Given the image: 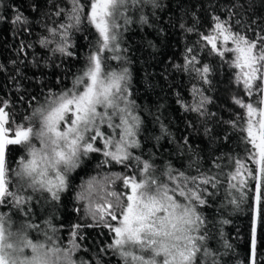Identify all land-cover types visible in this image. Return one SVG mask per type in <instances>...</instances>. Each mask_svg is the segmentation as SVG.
<instances>
[{
	"label": "snow or ice",
	"instance_id": "snow-or-ice-1",
	"mask_svg": "<svg viewBox=\"0 0 264 264\" xmlns=\"http://www.w3.org/2000/svg\"><path fill=\"white\" fill-rule=\"evenodd\" d=\"M149 5L159 7L158 0H61L53 13L60 21H54L38 42L53 55L74 59V34L85 31L82 26L87 24L88 36H94V40L89 41L84 67L74 75L71 87L49 89L44 102L29 116L17 118L12 112L13 103L0 98V206L14 207L30 217L27 205L32 196L23 195L27 188L47 193L58 205L62 194L72 189L73 173L82 169L92 154L104 157L97 167L118 164L123 169L93 176L80 185L75 198L81 202L83 218H90V222L72 226L68 246L60 242L51 220L44 229L35 222L14 228L12 217L0 213V264H89L76 256L85 227L107 229L112 235L105 251L118 255L123 264H224L223 257L233 253V245L221 233L224 251L212 249V232L202 208L216 194L209 188L218 191L226 181H235L228 185L229 204L239 208L240 203L249 201V264H264V29L249 37L233 31L230 18L221 21L214 17V32L201 37L211 46L210 51L233 70L239 89L233 103L241 111L228 123L242 134L245 155L218 157L213 161L220 169L216 173L201 171L196 161L189 165L196 169V175L171 166L158 173L154 163L131 151L141 148L138 136L142 120L130 98V70L122 66L117 71L110 64L114 60L126 63L120 37L121 30L132 23L127 13L143 12ZM4 6V0H0V9ZM5 19L0 12V21ZM139 19L148 23L143 14ZM12 22L18 27L29 23L19 9ZM32 47L22 41L21 55L26 56L25 49ZM187 51L191 53L192 48ZM226 53L231 57L226 59ZM186 61L192 65L190 69L185 65L186 70L211 84L209 66L196 67L199 62L195 55L186 57ZM33 63L39 66V61ZM205 91L194 86L193 95L199 98L186 106L200 118L215 115L207 110L211 99ZM35 99L32 96L28 101ZM25 120L27 123L22 122ZM206 131L211 130L206 126ZM184 145L191 149L187 140ZM13 152L20 157L15 169ZM225 158L227 164L221 165ZM249 162L255 167H249ZM229 166L233 170L224 172ZM244 177L251 179V185ZM117 181L119 190L115 187ZM30 229L42 232L44 238L30 239Z\"/></svg>",
	"mask_w": 264,
	"mask_h": 264
},
{
	"label": "trees",
	"instance_id": "trees-1",
	"mask_svg": "<svg viewBox=\"0 0 264 264\" xmlns=\"http://www.w3.org/2000/svg\"><path fill=\"white\" fill-rule=\"evenodd\" d=\"M60 3L61 0H4L5 6L0 9L6 17L0 21V98L13 103L12 112L17 118L31 115L34 108L44 102L49 89L59 91L62 86L71 87L74 75L84 67L89 54V41L94 40V36H88L87 24L82 26L85 31L74 34L77 45V57L74 59L61 58L59 53L53 55L48 48L40 46L38 41L48 34L47 28L61 19L53 15L55 5ZM158 4L156 8L151 5L145 7L143 12L132 10L127 13L132 23L126 30H121L120 37L121 55L126 57V63L110 61L114 70L119 71L122 66L129 68L130 98L135 101L136 114L142 120L138 136L141 148L131 151L140 155L142 160L154 163L158 173L171 166L196 175V169L189 167L193 161L199 163L201 171L219 172L220 169L213 163L218 157L242 158L245 155V145L240 140L242 134L228 123L241 111L233 103L239 89L234 83L233 70L210 51L211 46L201 37L214 32V17H220L221 21L230 18L233 31L254 37L264 29V0H158ZM17 9L27 17V25L18 27L12 22ZM142 14L148 18L147 24L140 22ZM189 28L193 30L187 31ZM85 36L86 39L82 38ZM22 41L33 45L25 49L26 56L21 55ZM188 48H192L191 53ZM193 55L199 62L196 67L209 66L211 84L203 83L196 73L186 70L185 65L187 69L192 67L187 64L186 57ZM230 57L231 54L226 53V59ZM34 61H39L38 67L34 66ZM194 86L206 90L204 94L211 99L207 110L215 115L200 118L197 113L186 110V106L199 98L193 95ZM32 96L36 99L29 102L28 98ZM22 122L27 123L26 120ZM206 126L210 132L206 131ZM185 140L191 146L190 150L184 145ZM23 154L21 151L20 155ZM12 158L15 169L20 157L13 152ZM103 159L102 154H92L82 169L73 173L72 189L62 194L58 205L50 200L47 193L27 188L23 195L32 196L27 205L30 217L23 211L17 212L14 207L0 206V213L12 217L14 228L35 222L44 229L46 222L51 220L60 242L68 246L72 226L90 222V218H83L81 202L75 198L80 185L93 176L123 171L118 164L97 167ZM225 164L227 158L221 161V165ZM248 166L255 167L250 162ZM230 170H233L231 166L224 167V172ZM244 178L251 185V179ZM16 183L14 178V187ZM230 183L235 181L224 182L218 191L209 188L216 194L210 197L202 211L212 232V249L224 251L221 233L233 245V253L223 257L224 264H249V201L240 203L239 208L229 204ZM115 187L119 190V181ZM248 195L251 196V193ZM77 208L81 211H75ZM223 220L229 223L222 224ZM82 232L83 237L78 241L81 250L76 253L77 257L89 261V264H123L118 255H113L111 250L105 251L112 235L107 229L85 227ZM29 238L35 241L44 237L42 232L30 229Z\"/></svg>",
	"mask_w": 264,
	"mask_h": 264
},
{
	"label": "rangeland",
	"instance_id": "rangeland-1",
	"mask_svg": "<svg viewBox=\"0 0 264 264\" xmlns=\"http://www.w3.org/2000/svg\"><path fill=\"white\" fill-rule=\"evenodd\" d=\"M219 47H223L222 42H218ZM231 46V45H230Z\"/></svg>",
	"mask_w": 264,
	"mask_h": 264
}]
</instances>
